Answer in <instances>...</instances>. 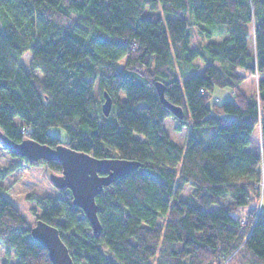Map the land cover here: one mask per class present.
I'll return each mask as SVG.
<instances>
[{
  "label": "trees",
  "instance_id": "obj_1",
  "mask_svg": "<svg viewBox=\"0 0 264 264\" xmlns=\"http://www.w3.org/2000/svg\"><path fill=\"white\" fill-rule=\"evenodd\" d=\"M253 76L248 95L242 84ZM156 81L183 118L161 102ZM167 117L178 132L192 126L186 145ZM0 129L16 142L141 163L97 195L98 234L70 189L36 200L35 222L58 228L74 264H264V211L253 206L264 181V0H0ZM3 148L22 161L0 177L23 161L62 173L60 161ZM5 192L0 183L7 255L53 264Z\"/></svg>",
  "mask_w": 264,
  "mask_h": 264
},
{
  "label": "water",
  "instance_id": "obj_2",
  "mask_svg": "<svg viewBox=\"0 0 264 264\" xmlns=\"http://www.w3.org/2000/svg\"><path fill=\"white\" fill-rule=\"evenodd\" d=\"M156 87L161 102L175 116L183 118V108L171 103L166 98L164 83L156 81ZM104 96L102 111L105 115H109L112 108V97L107 92H104ZM0 145L13 149L19 156L26 157L30 162L60 161L62 173L49 172V179L57 189L68 188L71 190L73 203L83 209L95 234H98L101 230L98 204L96 202L97 195L103 192L105 186L110 185L141 165L137 160L122 157L99 158L63 143L52 147L33 139L16 142L4 134L1 129ZM31 235L47 248L53 264H74L69 249L62 240L56 226L38 219L31 227Z\"/></svg>",
  "mask_w": 264,
  "mask_h": 264
},
{
  "label": "rangeland",
  "instance_id": "obj_3",
  "mask_svg": "<svg viewBox=\"0 0 264 264\" xmlns=\"http://www.w3.org/2000/svg\"><path fill=\"white\" fill-rule=\"evenodd\" d=\"M201 37V35H200ZM207 40L206 38H204ZM194 44H197L198 37L195 35L193 37ZM30 57V56H29ZM26 64V61L23 62ZM201 70V69H200ZM199 70V71H200ZM254 77V76H253ZM257 77V76H256ZM255 79L248 78L242 84L243 90L248 94H253L256 88ZM219 90V89H218ZM218 90H216L218 92ZM97 94V89H95ZM101 123L115 121V115H110L103 119L102 116L99 117ZM165 128L170 134V136L179 141L183 145H186L188 138L192 132V126L184 128L182 132H178L174 129L175 122L172 117H167L164 122ZM259 130V154H261V130ZM49 132L52 135L59 136L62 140L67 141L68 135L63 128L51 126ZM22 161L19 157H13L6 149L0 145V169H4L12 163V161ZM0 183L6 187V196L16 205L22 215L28 221L30 226L35 224V215L33 214L32 208L36 206V200L44 196H54L57 197L60 191L52 184L49 179V170L42 164L37 163H27L25 161L21 162V165L10 172L5 177H0ZM191 187L186 186L181 196L186 197L190 194ZM256 200H254L253 206L256 208V212L259 213L264 207V191L261 192ZM32 196V197H31ZM5 261H9V264H15L17 258L15 257V252L11 251L10 255H7L6 249L2 243H0V264Z\"/></svg>",
  "mask_w": 264,
  "mask_h": 264
},
{
  "label": "crops",
  "instance_id": "obj_4",
  "mask_svg": "<svg viewBox=\"0 0 264 264\" xmlns=\"http://www.w3.org/2000/svg\"><path fill=\"white\" fill-rule=\"evenodd\" d=\"M218 95L223 97V98L226 97V96L229 97L230 91L228 89H222V90L218 91ZM259 142H260V140H259V130L256 129L251 135V142H250V144L248 146V149L251 152H253L254 154H259V150H260L259 149L260 148L259 147ZM262 211H264V207H263Z\"/></svg>",
  "mask_w": 264,
  "mask_h": 264
},
{
  "label": "built area",
  "instance_id": "obj_5",
  "mask_svg": "<svg viewBox=\"0 0 264 264\" xmlns=\"http://www.w3.org/2000/svg\"><path fill=\"white\" fill-rule=\"evenodd\" d=\"M257 76V75H256ZM264 191V181H260V193ZM261 196V198L263 197V194L262 195H259Z\"/></svg>",
  "mask_w": 264,
  "mask_h": 264
}]
</instances>
